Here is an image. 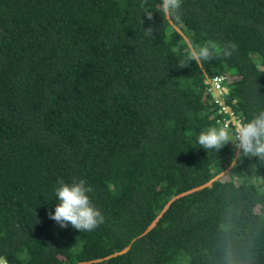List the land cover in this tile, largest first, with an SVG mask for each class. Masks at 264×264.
Listing matches in <instances>:
<instances>
[{"label":"trees","instance_id":"1","mask_svg":"<svg viewBox=\"0 0 264 264\" xmlns=\"http://www.w3.org/2000/svg\"><path fill=\"white\" fill-rule=\"evenodd\" d=\"M141 2L0 0V262L264 264V159L195 144L234 133L208 77L242 122L264 111V0H181L179 21ZM208 40L237 47L179 67ZM61 178L103 224L49 219Z\"/></svg>","mask_w":264,"mask_h":264},{"label":"clouds","instance_id":"2","mask_svg":"<svg viewBox=\"0 0 264 264\" xmlns=\"http://www.w3.org/2000/svg\"><path fill=\"white\" fill-rule=\"evenodd\" d=\"M140 7L146 18L152 20L153 12L148 7V0H142ZM180 8L181 0H161L160 12L163 17L179 21L181 19ZM145 33L151 35V27L145 29ZM236 47V44L232 42L220 45L213 40H208L204 44L191 43L186 49V59L179 67L188 66L189 62L193 61L200 63L220 57H230ZM235 114L240 123L233 131L232 138L226 128L210 126L199 131L195 144L206 150L219 151L232 142L237 158L243 156L264 159V111L255 115L248 122H242L240 116L236 112ZM223 177L222 172L221 178ZM91 191L92 188L87 186L83 179L71 182L59 179L54 188L57 203L54 213L49 211V219L55 221L61 228L66 229L70 225L79 232L93 231L104 223V216L92 203L88 195ZM0 264L6 263L1 261Z\"/></svg>","mask_w":264,"mask_h":264},{"label":"built area","instance_id":"3","mask_svg":"<svg viewBox=\"0 0 264 264\" xmlns=\"http://www.w3.org/2000/svg\"><path fill=\"white\" fill-rule=\"evenodd\" d=\"M226 74L214 75L205 79L206 92H208L215 102L217 113L219 112L224 117V122L227 125L231 124L232 130L235 131L236 126L240 123L238 116L232 109V106L227 104L224 99L226 92Z\"/></svg>","mask_w":264,"mask_h":264},{"label":"rangeland","instance_id":"4","mask_svg":"<svg viewBox=\"0 0 264 264\" xmlns=\"http://www.w3.org/2000/svg\"><path fill=\"white\" fill-rule=\"evenodd\" d=\"M222 176V173L218 174L217 177H221Z\"/></svg>","mask_w":264,"mask_h":264}]
</instances>
